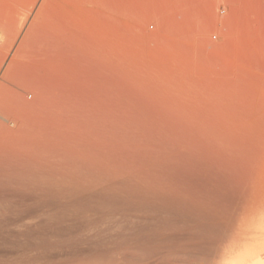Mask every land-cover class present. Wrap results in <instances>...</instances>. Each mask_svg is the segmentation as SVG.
I'll use <instances>...</instances> for the list:
<instances>
[{
    "label": "bare ground",
    "instance_id": "1",
    "mask_svg": "<svg viewBox=\"0 0 264 264\" xmlns=\"http://www.w3.org/2000/svg\"><path fill=\"white\" fill-rule=\"evenodd\" d=\"M95 5L0 0V39L18 43L0 69V264L264 259L252 112L233 95L206 108L187 85H136L111 58L69 70L87 56Z\"/></svg>",
    "mask_w": 264,
    "mask_h": 264
},
{
    "label": "rangeland",
    "instance_id": "2",
    "mask_svg": "<svg viewBox=\"0 0 264 264\" xmlns=\"http://www.w3.org/2000/svg\"><path fill=\"white\" fill-rule=\"evenodd\" d=\"M95 4L98 14L89 24L87 56H78L79 48L73 44L67 54L78 56L79 62L69 61V70L93 68L97 60L111 58L113 67L135 77L136 85L192 87L201 107L222 104L233 95L244 115L252 112L248 122L264 140V0H95ZM19 23L15 28L18 25L23 33L26 20L22 17L23 25ZM0 28L4 32V25ZM1 42L2 70L18 43L8 47ZM57 63L48 61L44 68Z\"/></svg>",
    "mask_w": 264,
    "mask_h": 264
},
{
    "label": "clouds",
    "instance_id": "3",
    "mask_svg": "<svg viewBox=\"0 0 264 264\" xmlns=\"http://www.w3.org/2000/svg\"><path fill=\"white\" fill-rule=\"evenodd\" d=\"M255 264H264V259H261L258 262H255Z\"/></svg>",
    "mask_w": 264,
    "mask_h": 264
}]
</instances>
